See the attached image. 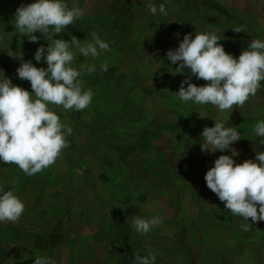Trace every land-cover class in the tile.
I'll use <instances>...</instances> for the list:
<instances>
[{
    "label": "rangeland",
    "instance_id": "rangeland-1",
    "mask_svg": "<svg viewBox=\"0 0 264 264\" xmlns=\"http://www.w3.org/2000/svg\"><path fill=\"white\" fill-rule=\"evenodd\" d=\"M34 2L0 0V79L29 92L30 82L16 70L25 61L46 68L34 57L49 42L39 32L37 42L20 36L13 20L18 7ZM65 2L84 14L54 38L84 44L95 31L111 51L87 59L77 52V68H96L80 77L93 99L82 111L50 106L73 129L53 165L27 176L0 161V187L25 205L17 223H0V264H34L36 254L55 264H134V253L155 255V264H264V221L234 216L204 179L232 151H201L204 127L218 121L240 133L230 146L234 161L255 162L264 152V137L253 134L264 121V82L243 107L220 112L183 103L176 92L190 70L173 75L178 65L167 59L184 35L196 33L217 35L238 59L253 39L264 41V0ZM162 3L167 16L148 10ZM237 26L247 31L237 33ZM190 82L207 83L195 76ZM137 217L161 223L141 236L132 227Z\"/></svg>",
    "mask_w": 264,
    "mask_h": 264
},
{
    "label": "clouds",
    "instance_id": "clouds-1",
    "mask_svg": "<svg viewBox=\"0 0 264 264\" xmlns=\"http://www.w3.org/2000/svg\"><path fill=\"white\" fill-rule=\"evenodd\" d=\"M147 7L152 14L159 11L168 15L163 3L159 9L152 4ZM83 14L79 7L69 8L65 0H35L16 9L13 25L17 34L37 42L40 37L34 33L39 32L49 42L46 53L41 45L34 57L37 62L43 59L46 68L25 61L16 70L19 79L30 82L32 92L14 85L9 78L0 79V161L17 165L27 176L43 172L70 146L67 137L73 129L50 106L82 111L92 103L93 92L84 89L80 77L94 73L96 68L94 65L77 68V52L87 59L111 51L109 43L95 31L84 44L77 38L71 41L54 38ZM233 30L247 31L243 26ZM219 40L213 33H196L194 39L186 34L177 49L167 52V59L178 65L173 75H184L185 69L190 70L176 92L183 103L211 105L220 112H231L234 106L243 107L250 97H255L264 82V41L253 39L237 59L225 52ZM107 69V63L101 65L102 72ZM192 76L207 83L197 86L190 82ZM253 134L264 137V121L255 124ZM201 135L202 152L230 150L233 156L237 155L230 147L241 139L235 127L215 121L213 127L205 126ZM233 156L220 155L214 161V167L204 176L206 185L234 216L244 221L249 218L253 222L264 221V152L256 153L255 162L245 160L240 164ZM24 210V203L13 190L0 187V223H17ZM159 223L160 217H137L132 227L143 236ZM155 261V255L134 253V264H155ZM34 264H55V261L36 254Z\"/></svg>",
    "mask_w": 264,
    "mask_h": 264
},
{
    "label": "trees",
    "instance_id": "trees-1",
    "mask_svg": "<svg viewBox=\"0 0 264 264\" xmlns=\"http://www.w3.org/2000/svg\"><path fill=\"white\" fill-rule=\"evenodd\" d=\"M94 119H96V118H94ZM97 122H99V120H96V121H94L93 123H97ZM22 182V181H21ZM16 183H18V181H16ZM0 227L2 228L3 226L2 225H0ZM4 230H6V228H4ZM1 231H2V229H0V233H1Z\"/></svg>",
    "mask_w": 264,
    "mask_h": 264
}]
</instances>
